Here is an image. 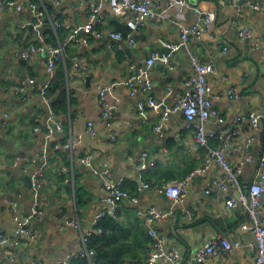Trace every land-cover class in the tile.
Masks as SVG:
<instances>
[{
	"label": "crops",
	"instance_id": "obj_1",
	"mask_svg": "<svg viewBox=\"0 0 264 264\" xmlns=\"http://www.w3.org/2000/svg\"><path fill=\"white\" fill-rule=\"evenodd\" d=\"M18 1L21 11L0 10V233L11 240L0 244V264H59L68 254L80 250L82 235L94 229L96 213L105 207L102 197L106 178L96 176V170H109L116 184L138 194L137 203L120 206L117 220L120 246L128 253L124 264L134 260L145 264L151 244L147 241L144 246L141 240L149 237L148 224L138 212L149 208L168 212L172 201L152 189L139 191L142 180L138 160L133 163L129 157L137 158L141 151H149L156 165L144 179L162 185L183 179L202 166L208 156L183 113L172 114L166 129L158 132L154 127L159 113L147 106L146 87H140L136 96L130 94L127 82L152 54L166 60L155 62L143 83L153 86L151 93L165 106L184 94L194 59L212 66L208 77L214 97L228 90L241 94L237 100L214 98L218 115L211 116L205 126L223 134L240 127L230 141L228 160L238 164L247 157L255 159L245 165L239 183L226 191L215 185L227 178L219 165L195 177L183 203L156 226L166 236L167 246L179 249L185 256L194 255L198 247L222 235L241 247L212 256L209 264H252L254 254L249 243L255 237L241 228L248 221L247 212L242 206L229 207L227 201L239 197L257 175L264 173L258 163L264 156V128L260 122L257 127L251 122V116L261 111L264 121V0H200V7L217 14L213 30L193 35L183 45L175 21H148L135 32L134 46L109 36L111 31L126 28L125 18L104 0ZM255 1H260V9L251 6ZM98 4H102L99 13L104 18L98 15L93 27L102 35L88 36L87 43L84 36L72 42L58 65L57 78L63 77L66 83L64 89L51 95V105L61 92L65 93L67 110L57 114V122H62L65 130L48 137L45 126L49 107L40 94L48 54H37L24 67L20 61L22 52L33 46L64 42L68 30L65 26L55 30L52 21L74 27L88 25L92 8ZM39 12L46 17L41 23ZM196 18L193 9L187 11L189 26ZM240 28L249 29L250 39L240 36ZM173 44L180 46L173 49ZM105 88L103 105L100 96ZM105 106L111 110L110 117L104 114ZM91 123L97 132L95 137L88 132ZM69 142L71 145L66 147ZM211 146L221 143L212 141ZM44 148L47 157L30 163ZM56 150L61 154H55ZM84 157H89L90 164L82 162ZM45 161L47 165L43 167ZM38 170L43 172V183L34 192L32 174ZM63 173L66 176L60 179L58 175ZM79 192L85 200H78ZM36 201L42 214L33 216ZM17 217L30 218L36 232L34 239L25 238L22 245L14 243ZM72 220L78 221L81 228L70 225Z\"/></svg>",
	"mask_w": 264,
	"mask_h": 264
},
{
	"label": "built area",
	"instance_id": "obj_2",
	"mask_svg": "<svg viewBox=\"0 0 264 264\" xmlns=\"http://www.w3.org/2000/svg\"><path fill=\"white\" fill-rule=\"evenodd\" d=\"M200 0H104L108 3L115 13L119 17L125 18V29L111 31L109 36L113 39H117L120 43L134 46L136 44L135 32L141 27L145 26L149 21L153 24H162L168 21H175L180 31L181 40L183 45H187L193 35H199L206 31H211L217 24V14L214 11L204 9L199 6ZM192 3L194 5H192ZM254 9H260L262 7L260 1H255L251 4ZM194 10L197 15L196 21L189 26L187 24V11ZM0 10H14L21 11L22 5L18 0H0ZM91 22L88 25H81L74 27L69 23L63 25L58 21H52V25L55 30H60L62 27L68 30L67 39L64 42L59 43L57 46L53 45H40L33 46L31 49L24 50L22 57L29 63L34 60L37 54L47 53L45 63L46 79L41 87L40 94L44 98L49 107V116L47 118L45 130L48 137L53 136L57 132L65 130V125L62 122H57V114L52 109L50 88L57 77V68L62 59L65 58V54L68 46L78 39L84 36V42L87 43L88 36L102 35L93 27V23L97 21V16L102 12V4H98L92 8ZM104 18L103 15H100ZM38 22H42V18L45 14L39 12ZM46 18V17H45ZM232 24L236 26L235 21ZM240 36L244 40H248L251 37V33L247 28H240ZM180 45L173 44L170 47L173 49L179 48ZM165 57L152 54L148 58L144 65L137 69V72L129 79L127 85L132 96H136L140 92V87L145 86L146 92H148L149 100L147 106L157 111L159 114L156 118L155 130L162 132L166 129L170 117L174 113H183L192 126L195 129V137L198 145L204 147L208 151V156L205 163L192 170L181 180L172 181L162 185H153L144 179L145 174L152 170L156 165L155 160L151 157L149 151H141L136 158L130 156L131 162L137 161V167L139 171V179L142 180L139 191L146 189H152L158 194L165 195L172 201V208L168 212H164L157 208H149L147 210L139 211V215L147 219L148 224V236L151 239V249L145 264H209L212 256H217L223 252H229L237 247H241L239 243H232L228 238L222 235H218L209 240L202 247H198L197 251L192 256H185L179 249L170 248L166 243V236L156 226L158 223L164 222L168 219V216L173 212L178 204L183 203L185 198L189 194V189L192 180L195 177L204 176L215 165L222 167L227 175L226 181H216L215 185L219 186L222 190H227L229 186H235L239 183V178L244 172V167L247 163L253 162V157H247L241 160L238 164H232L228 160V154L231 146V139L233 136L239 133V130L233 133L223 134L214 131H209L205 123L211 116L218 115V111L214 107V98L229 97L232 99H239L241 94L234 90H228L224 93H218L213 95V88L209 84V73L212 71V66L209 64L201 63L197 59H194L192 63L193 73L190 78L184 83L185 92L183 95L177 98L174 104L165 106L161 101L156 99L152 92L153 86L151 84H144L143 78L146 76L151 66L157 61H165ZM77 67L80 69L79 64ZM106 88L101 91L100 100L105 105ZM144 107V104H142ZM104 114L106 117H110L111 110L105 106ZM5 117H9L6 113ZM240 121L242 117L238 118ZM260 117L256 115L251 116V122L254 127H257ZM40 129L37 128L36 131ZM89 134L95 137L97 132L93 128V123L90 124ZM220 142L221 146L212 147L211 142ZM71 142L65 146L69 147ZM47 157V149L44 148L41 151L36 152L35 157L30 163H36L37 159H45ZM83 163L90 164L89 157L82 158ZM259 167L264 170V156L258 159ZM47 163L43 164L46 167ZM43 172L41 170L32 174V189L37 191L43 183ZM94 174L98 177L106 178L105 189L103 192L102 203L105 205L101 210L96 213L93 221L94 229L89 230L82 235L81 240L83 242L80 250L68 254L59 264H72V261L76 258L87 256L93 257L95 251L88 248V243L91 235L96 231L95 227L105 216H111L114 219L118 218L119 208L123 203L135 204L138 202V194H133L129 190L123 188L120 184H116L111 179V172L109 170L94 171ZM257 177L249 184L246 191L241 192L239 197H231L227 201L229 207L242 206L247 212L248 221L242 224L243 231H251L255 237L254 241L249 243V248L253 252L252 264H264V207L262 206V199L264 196V173ZM42 214L39 201L34 203L33 216ZM30 219V218H29ZM29 219L21 220L18 217L15 219L16 226V245H22L23 240L34 239L36 232L30 226ZM70 225L80 227L78 221H70ZM100 228L97 233H102ZM10 238L4 233H0V244H9ZM131 264V263H128Z\"/></svg>",
	"mask_w": 264,
	"mask_h": 264
},
{
	"label": "trees",
	"instance_id": "obj_3",
	"mask_svg": "<svg viewBox=\"0 0 264 264\" xmlns=\"http://www.w3.org/2000/svg\"><path fill=\"white\" fill-rule=\"evenodd\" d=\"M62 78L63 77H61V79H58L56 77L53 85L50 88V95L55 94L59 89H64L63 87L66 82L64 81V78ZM52 109L56 112V114H59L62 110H67L65 93L61 92L59 97L55 101H53ZM215 144L217 146V143ZM55 154L60 155L61 151L56 150ZM64 175L65 174L63 173L62 175H58V177H60V179H64ZM78 196L79 201L81 199L85 200V196H83L81 192L78 193ZM100 228L103 230V232L97 233V230ZM95 229L96 231L93 232L88 243V248L95 251L94 256L91 258L87 256L76 258L72 261V264H124L125 262H127L128 260H126V256L128 253L125 252L120 246L122 238L120 237V224L118 220L112 218L111 216H105L101 218L99 223L96 225ZM121 230L123 232H126L123 227L121 228ZM144 237L145 238H141L144 243V246L147 245V241L149 244H151L150 237H148V239L146 238V236ZM131 264L137 263H135L134 260Z\"/></svg>",
	"mask_w": 264,
	"mask_h": 264
},
{
	"label": "water",
	"instance_id": "obj_4",
	"mask_svg": "<svg viewBox=\"0 0 264 264\" xmlns=\"http://www.w3.org/2000/svg\"><path fill=\"white\" fill-rule=\"evenodd\" d=\"M20 61H21V63L24 65V67L26 66V63H27V61H26V59H24V58H20ZM262 114H263V111H261L260 113H259V117H260V120H259V122H260V127L263 129L264 128V121H263V118H262Z\"/></svg>",
	"mask_w": 264,
	"mask_h": 264
}]
</instances>
